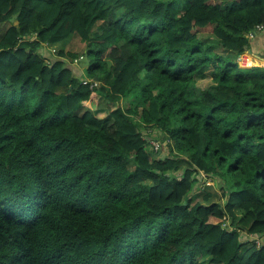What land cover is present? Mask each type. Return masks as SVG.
<instances>
[{
  "label": "trees",
  "instance_id": "1",
  "mask_svg": "<svg viewBox=\"0 0 264 264\" xmlns=\"http://www.w3.org/2000/svg\"><path fill=\"white\" fill-rule=\"evenodd\" d=\"M1 24L0 264H264V69L236 61L264 0H0ZM72 35L86 76L48 49Z\"/></svg>",
  "mask_w": 264,
  "mask_h": 264
},
{
  "label": "rangeland",
  "instance_id": "2",
  "mask_svg": "<svg viewBox=\"0 0 264 264\" xmlns=\"http://www.w3.org/2000/svg\"><path fill=\"white\" fill-rule=\"evenodd\" d=\"M15 23L16 22H14V24ZM6 27H7V25H5V24L0 25V35ZM84 47H85V42L81 41L76 35H72L71 37H69L65 41L57 44V46H53V47L49 46L48 49L51 50V53L53 56H56L57 51L59 50L58 48H65L66 51L71 52V53H75V54H77V56L79 55V57L77 59H75L74 64H76L77 67L81 69L82 74L84 76H86L85 70H86V67L88 66V60L85 57V55L83 54V48ZM48 49H46L47 51L46 50L43 51V54L46 55L47 57L51 55V53L49 52ZM248 51L249 50H247L245 53H249ZM249 54H251V53H249ZM83 56H84V58H83ZM259 56H261V55H259ZM239 58L240 57H238L236 61L240 66H242L244 68L260 67V68L264 69V62H261V61L254 62L253 60H251L249 65L244 66L241 64ZM67 60H70V59H67ZM76 65H75V67H76ZM206 76L207 77L205 79H202V80L199 79L198 80V86L202 89L206 88V87L210 86V84H212L211 77L209 76L208 72H207ZM130 102H131L130 99H126V100L123 99L119 104L123 107H126L129 105ZM165 144H164V146H165ZM166 151L167 152L169 151L168 147L163 149V151H162L163 153L161 155H163V156L166 155L167 154ZM210 184H211V186H210ZM221 184H222V182L218 178H214L213 185H212V182H208L207 186H205L201 191L212 192L213 193V200L214 201L218 200L217 195L220 196V192H221L220 185ZM199 198L202 199V195H200ZM213 221H215V220L213 219ZM202 262H203V264H208L207 263L208 259H204Z\"/></svg>",
  "mask_w": 264,
  "mask_h": 264
},
{
  "label": "crops",
  "instance_id": "3",
  "mask_svg": "<svg viewBox=\"0 0 264 264\" xmlns=\"http://www.w3.org/2000/svg\"><path fill=\"white\" fill-rule=\"evenodd\" d=\"M261 31L259 36L257 35L256 39L253 42V47L249 49V53H246L248 56V59L254 62L264 61V32ZM262 33V34H261ZM251 55V56H250ZM261 55V56H259Z\"/></svg>",
  "mask_w": 264,
  "mask_h": 264
},
{
  "label": "built area",
  "instance_id": "4",
  "mask_svg": "<svg viewBox=\"0 0 264 264\" xmlns=\"http://www.w3.org/2000/svg\"><path fill=\"white\" fill-rule=\"evenodd\" d=\"M257 28H258V32H261L262 30H263V26H257ZM240 58H239V60H240V62H241V64L242 65H244V66H247V65H249V63H248V56H247V54L246 53H243L241 56H239ZM239 62V63H240ZM155 150H157V145L155 144Z\"/></svg>",
  "mask_w": 264,
  "mask_h": 264
},
{
  "label": "clouds",
  "instance_id": "5",
  "mask_svg": "<svg viewBox=\"0 0 264 264\" xmlns=\"http://www.w3.org/2000/svg\"><path fill=\"white\" fill-rule=\"evenodd\" d=\"M242 67V66H241ZM202 177L203 178H206V175L204 174V173H202ZM209 181L207 180V183H208ZM207 183H206V185H207ZM211 185V184H210Z\"/></svg>",
  "mask_w": 264,
  "mask_h": 264
},
{
  "label": "bare ground",
  "instance_id": "6",
  "mask_svg": "<svg viewBox=\"0 0 264 264\" xmlns=\"http://www.w3.org/2000/svg\"><path fill=\"white\" fill-rule=\"evenodd\" d=\"M248 59V58H247ZM248 63L250 64V60L248 59Z\"/></svg>",
  "mask_w": 264,
  "mask_h": 264
}]
</instances>
